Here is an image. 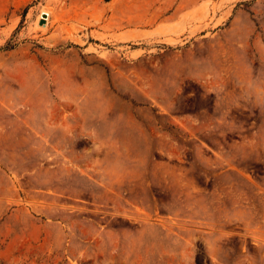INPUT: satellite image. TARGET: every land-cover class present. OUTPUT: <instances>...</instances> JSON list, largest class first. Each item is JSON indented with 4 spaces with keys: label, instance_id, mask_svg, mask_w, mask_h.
<instances>
[{
    "label": "rangeland",
    "instance_id": "rangeland-1",
    "mask_svg": "<svg viewBox=\"0 0 264 264\" xmlns=\"http://www.w3.org/2000/svg\"><path fill=\"white\" fill-rule=\"evenodd\" d=\"M0 264H264V0H0Z\"/></svg>",
    "mask_w": 264,
    "mask_h": 264
},
{
    "label": "bare ground",
    "instance_id": "bare-ground-1",
    "mask_svg": "<svg viewBox=\"0 0 264 264\" xmlns=\"http://www.w3.org/2000/svg\"><path fill=\"white\" fill-rule=\"evenodd\" d=\"M41 20H44V22H45L47 20V15L46 14H42ZM44 25H45V23H44Z\"/></svg>",
    "mask_w": 264,
    "mask_h": 264
},
{
    "label": "water",
    "instance_id": "water-1",
    "mask_svg": "<svg viewBox=\"0 0 264 264\" xmlns=\"http://www.w3.org/2000/svg\"><path fill=\"white\" fill-rule=\"evenodd\" d=\"M44 23H45L44 20H41V21H40V24H41V25H43Z\"/></svg>",
    "mask_w": 264,
    "mask_h": 264
}]
</instances>
